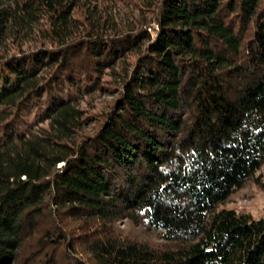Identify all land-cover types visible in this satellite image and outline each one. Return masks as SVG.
Instances as JSON below:
<instances>
[{
    "label": "trees",
    "instance_id": "trees-1",
    "mask_svg": "<svg viewBox=\"0 0 264 264\" xmlns=\"http://www.w3.org/2000/svg\"><path fill=\"white\" fill-rule=\"evenodd\" d=\"M247 184L264 0H0V264H264Z\"/></svg>",
    "mask_w": 264,
    "mask_h": 264
},
{
    "label": "rangeland",
    "instance_id": "rangeland-1",
    "mask_svg": "<svg viewBox=\"0 0 264 264\" xmlns=\"http://www.w3.org/2000/svg\"><path fill=\"white\" fill-rule=\"evenodd\" d=\"M101 100H97V103ZM225 207L249 212L254 218H264V195L252 185L247 184L230 198ZM119 227L124 229L127 225L121 222Z\"/></svg>",
    "mask_w": 264,
    "mask_h": 264
}]
</instances>
